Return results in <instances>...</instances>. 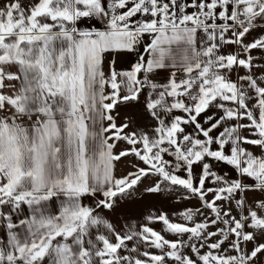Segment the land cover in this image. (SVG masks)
<instances>
[{
    "label": "crops",
    "instance_id": "obj_1",
    "mask_svg": "<svg viewBox=\"0 0 264 264\" xmlns=\"http://www.w3.org/2000/svg\"><path fill=\"white\" fill-rule=\"evenodd\" d=\"M47 1L50 19L0 29V264L140 256L147 233L195 232L208 211L243 251L264 239L234 63L237 7L264 24V0Z\"/></svg>",
    "mask_w": 264,
    "mask_h": 264
},
{
    "label": "rangeland",
    "instance_id": "obj_2",
    "mask_svg": "<svg viewBox=\"0 0 264 264\" xmlns=\"http://www.w3.org/2000/svg\"><path fill=\"white\" fill-rule=\"evenodd\" d=\"M50 3L47 0H0V29L38 26L42 19L51 18ZM44 6L46 10H40ZM244 9L247 13L242 14ZM248 13L246 6L237 7L239 24L234 63L238 73L240 123L242 136L259 143L264 171V24L251 22L250 19L247 24H243V18H249ZM135 38H138V34H135ZM110 136L115 139L118 134L110 129ZM143 174L144 171L138 172L135 178L140 176L135 183L122 191L125 195L117 196L114 200L136 193L140 189L137 182L142 180ZM153 174L150 179L153 178L154 183L156 173ZM160 181L166 182L162 178ZM205 214L207 216L202 217L204 220L197 221L200 226L195 232H183L175 224H164L158 233L151 236L147 233L144 251L140 256L132 257L127 247L118 243L104 251L103 264H264V239L250 238L244 241L247 248L244 251L250 255L245 257L240 248L241 242L225 233L228 226L218 228L214 212L208 211Z\"/></svg>",
    "mask_w": 264,
    "mask_h": 264
},
{
    "label": "trees",
    "instance_id": "obj_3",
    "mask_svg": "<svg viewBox=\"0 0 264 264\" xmlns=\"http://www.w3.org/2000/svg\"><path fill=\"white\" fill-rule=\"evenodd\" d=\"M241 5H242V4H239L238 7L240 8ZM161 178H162L163 181H166L167 183H169V185L172 186V187H175V188L180 189V190H185V189H186V186H185V185H182V184H178V183H176V182L169 181V180H168L166 177H164V176H162ZM111 195H112V196H110L111 199L108 201V202H109V203H108L109 205H112L113 203H115L114 198H116L117 196L125 195V192L112 193Z\"/></svg>",
    "mask_w": 264,
    "mask_h": 264
},
{
    "label": "built area",
    "instance_id": "obj_4",
    "mask_svg": "<svg viewBox=\"0 0 264 264\" xmlns=\"http://www.w3.org/2000/svg\"><path fill=\"white\" fill-rule=\"evenodd\" d=\"M242 14H245L247 13V11L244 9L241 11ZM243 24H247L249 22V18L247 17H244L243 20H242Z\"/></svg>",
    "mask_w": 264,
    "mask_h": 264
}]
</instances>
